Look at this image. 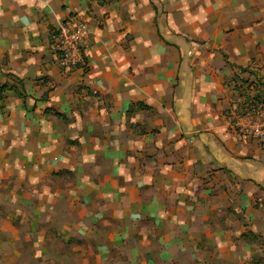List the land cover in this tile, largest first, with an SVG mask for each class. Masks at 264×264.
I'll return each mask as SVG.
<instances>
[{
  "label": "crops",
  "instance_id": "0c3cea01",
  "mask_svg": "<svg viewBox=\"0 0 264 264\" xmlns=\"http://www.w3.org/2000/svg\"><path fill=\"white\" fill-rule=\"evenodd\" d=\"M144 1L156 11L155 0ZM44 2L0 0V85L17 77L24 96L33 93L19 98L10 91L0 118V166L11 167L12 182L0 185V264L249 261L239 237L264 226V146L234 132L237 90L215 76L209 90L222 99L200 103L192 87L176 90L170 71L162 78L119 74L92 58L96 26L70 13L62 19L86 20L91 46L87 74L68 77L53 54L51 19L61 12ZM259 5L220 2L227 23L237 17L216 63L240 75L253 59L264 81V25L253 23ZM249 8L245 25L241 14ZM81 80L89 116L70 123V98ZM230 206L249 226L230 218Z\"/></svg>",
  "mask_w": 264,
  "mask_h": 264
},
{
  "label": "rangeland",
  "instance_id": "374dc122",
  "mask_svg": "<svg viewBox=\"0 0 264 264\" xmlns=\"http://www.w3.org/2000/svg\"><path fill=\"white\" fill-rule=\"evenodd\" d=\"M155 1L157 2L156 11L151 10L144 0H45L44 3L51 12L56 10L61 12L58 16L53 14L51 23L54 26L63 21L62 18L69 13L81 15L96 26L97 50L92 58L94 62L106 61L110 67L114 68V71L120 70L119 74L162 78L166 71H170L172 77H176V90L191 91L192 87L200 103H204L207 99L218 101L222 99L220 96H214L209 89L215 85L213 77L217 76L220 80L223 77L224 85L227 84L228 87H233L232 90H237V93L231 96L236 97L234 101L237 103L234 110L236 116L241 114L251 100H264L263 73L257 64L253 65V59L244 71L238 72L240 75L227 74L226 66L221 68L216 63L220 54L224 55L219 46L227 40L225 35L232 31L227 25L234 24L236 20L234 17H237H231L234 21L227 23L228 18L223 15V12L220 13L219 4L222 0ZM259 4H261L258 6L259 16L256 15L258 16L256 17L254 14L253 23L264 25V8L260 7L264 6V2L259 0ZM251 12L253 11L249 8L245 9L244 15L241 14L243 17L241 16L240 20L243 24L247 25L252 20ZM240 20L236 23L239 24ZM90 46L91 43L87 48L86 65L83 68L60 67L59 56L53 52L60 72L68 77L72 74H77L78 78L86 75V69L89 68ZM7 80V84L17 85L13 77L7 76ZM81 82L82 80L73 87V96L70 98L71 109L68 114L70 123L75 122L78 115L81 119L89 116L88 108H83L84 102L80 98L81 90L84 88ZM10 95L13 93L7 91L5 99L0 103V118L7 113L5 105ZM90 95L93 96L91 91ZM25 96L33 97V93L25 92ZM130 114V112L127 113V116ZM68 142L74 146L79 145L77 139H68ZM6 168L0 166V185L3 183L12 185V182L8 183L7 180L10 178L8 174L11 172V167L9 171ZM60 172L55 171L52 176L56 177ZM230 193L228 192L229 197L234 196ZM259 203V201L255 202L256 210L259 209ZM228 215L233 220L237 219L240 225L249 226L244 213L237 211L234 207L228 208ZM230 228L232 227L226 226L227 231ZM244 230L239 238L245 245H249L244 248L251 251L252 255L250 260H245L243 264H264V226L255 232ZM111 246L108 244L106 247L111 248ZM118 247L122 248V246ZM54 260L53 264L63 262L60 258ZM119 260V263H122V259L119 258ZM5 263L7 259L2 260V264Z\"/></svg>",
  "mask_w": 264,
  "mask_h": 264
},
{
  "label": "built area",
  "instance_id": "2783aa9c",
  "mask_svg": "<svg viewBox=\"0 0 264 264\" xmlns=\"http://www.w3.org/2000/svg\"><path fill=\"white\" fill-rule=\"evenodd\" d=\"M90 28L86 20L67 17L61 21L52 34L53 50L59 56L60 67L83 68L86 65ZM236 135L254 140L264 146V100H251L233 125Z\"/></svg>",
  "mask_w": 264,
  "mask_h": 264
},
{
  "label": "trees",
  "instance_id": "16d2710c",
  "mask_svg": "<svg viewBox=\"0 0 264 264\" xmlns=\"http://www.w3.org/2000/svg\"><path fill=\"white\" fill-rule=\"evenodd\" d=\"M14 79L17 81V87L16 86H13V85H9L7 83H3L0 85V103L5 99V93L7 91H13L17 97L19 98H24V94L22 93L23 91V83H22V80L17 78V77H14ZM138 108H141V109H147L148 107L143 105L142 103H138L137 104Z\"/></svg>",
  "mask_w": 264,
  "mask_h": 264
}]
</instances>
